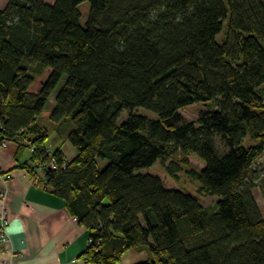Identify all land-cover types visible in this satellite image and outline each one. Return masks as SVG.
I'll list each match as a JSON object with an SVG mask.
<instances>
[{
  "label": "trees",
  "instance_id": "obj_1",
  "mask_svg": "<svg viewBox=\"0 0 264 264\" xmlns=\"http://www.w3.org/2000/svg\"><path fill=\"white\" fill-rule=\"evenodd\" d=\"M58 83L50 128L39 126ZM50 136L75 155L49 150ZM4 142L86 228L84 264H117L130 249L146 252L135 264H264L252 194L264 197V0H8ZM156 166L216 201L202 206Z\"/></svg>",
  "mask_w": 264,
  "mask_h": 264
},
{
  "label": "crops",
  "instance_id": "obj_2",
  "mask_svg": "<svg viewBox=\"0 0 264 264\" xmlns=\"http://www.w3.org/2000/svg\"><path fill=\"white\" fill-rule=\"evenodd\" d=\"M43 112L37 124L50 128L49 112ZM64 143L55 142L70 159L75 151ZM16 146L9 142L0 148V213L7 222L4 230L0 228L6 238L0 239V264H84L80 255L88 245L86 228L68 213L61 198L17 167ZM27 157L28 153L20 155V163Z\"/></svg>",
  "mask_w": 264,
  "mask_h": 264
},
{
  "label": "rangeland",
  "instance_id": "obj_3",
  "mask_svg": "<svg viewBox=\"0 0 264 264\" xmlns=\"http://www.w3.org/2000/svg\"><path fill=\"white\" fill-rule=\"evenodd\" d=\"M7 1L8 0H0V8L4 7V5L7 3ZM39 1L50 4L54 0H39ZM87 8H88V2L87 1L83 2L82 4L79 5V9L81 12L80 22L82 24L86 18ZM60 86H61V83H58L56 85V87L54 88L53 92L51 93V96L49 97L47 105L44 108L43 114H46L47 112L50 111V106L53 104V97L55 96V94L59 90ZM45 109H48L47 112H45ZM179 113L186 120L195 119L191 108H184V109L180 110ZM45 116H43V118H41V119L47 120V117H45ZM55 142L56 141L53 139V136L52 137L50 136L48 138L46 144H47V147L49 148V150H52L53 148H55L57 146L55 144ZM65 145H68V147L71 148V146L67 142L64 143L63 146H65ZM71 149H73V148H71ZM65 152L67 154L68 151H65ZM189 161L191 162V165L193 167L199 168V165L196 164L195 161H193L192 159H190ZM256 166H257L256 176L258 178L262 177V174L264 173V154L259 158ZM151 172H152V174H155L158 177H160L168 186H174L176 189H179L180 191H183V192H186V193H189V194L196 196L199 199L202 206L211 207V205H213L214 202L216 201L215 197H210V196L205 197V196L199 195L197 193V183L190 180L185 174H178L177 179L172 180L171 178H169L165 174L163 169L159 166H156ZM252 194H253V197H254V200H255L257 206L259 207L261 216H262V218H264V197H262V195L260 194V192L257 188L252 191ZM146 258H147V255H146L145 251L138 252L134 249H130L123 254V256L121 257L120 261L117 264H135L139 261L145 260Z\"/></svg>",
  "mask_w": 264,
  "mask_h": 264
},
{
  "label": "built area",
  "instance_id": "obj_4",
  "mask_svg": "<svg viewBox=\"0 0 264 264\" xmlns=\"http://www.w3.org/2000/svg\"><path fill=\"white\" fill-rule=\"evenodd\" d=\"M5 147H6V143L5 142L4 143H1L0 148H5ZM49 164H50V167L51 168H55V165H54L53 162H50ZM6 225H7V222L5 221V215H4V213H0V228L2 230H4L5 227H6ZM0 239L2 241H5L6 240V238L3 236V234L0 235Z\"/></svg>",
  "mask_w": 264,
  "mask_h": 264
}]
</instances>
